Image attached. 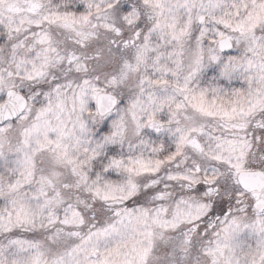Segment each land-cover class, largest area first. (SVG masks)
<instances>
[{
	"label": "snow or ice",
	"instance_id": "snow-or-ice-1",
	"mask_svg": "<svg viewBox=\"0 0 264 264\" xmlns=\"http://www.w3.org/2000/svg\"><path fill=\"white\" fill-rule=\"evenodd\" d=\"M0 264H264V0H0Z\"/></svg>",
	"mask_w": 264,
	"mask_h": 264
}]
</instances>
